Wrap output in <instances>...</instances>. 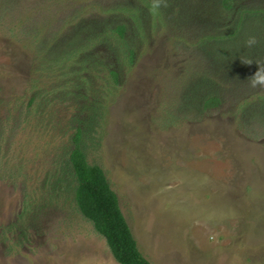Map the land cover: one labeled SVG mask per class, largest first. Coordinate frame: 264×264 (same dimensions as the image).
I'll list each match as a JSON object with an SVG mask.
<instances>
[{"label": "rangeland", "instance_id": "rangeland-1", "mask_svg": "<svg viewBox=\"0 0 264 264\" xmlns=\"http://www.w3.org/2000/svg\"><path fill=\"white\" fill-rule=\"evenodd\" d=\"M260 68L264 0H0V264H118L78 131L151 264H264Z\"/></svg>", "mask_w": 264, "mask_h": 264}, {"label": "trees", "instance_id": "trees-1", "mask_svg": "<svg viewBox=\"0 0 264 264\" xmlns=\"http://www.w3.org/2000/svg\"><path fill=\"white\" fill-rule=\"evenodd\" d=\"M123 40L124 30L115 31ZM82 133L73 137L74 148L64 164L72 182L74 201L82 216L92 223L118 264H151L139 251L135 237L103 170L90 164L82 148Z\"/></svg>", "mask_w": 264, "mask_h": 264}, {"label": "clouds", "instance_id": "clouds-1", "mask_svg": "<svg viewBox=\"0 0 264 264\" xmlns=\"http://www.w3.org/2000/svg\"><path fill=\"white\" fill-rule=\"evenodd\" d=\"M249 43H254V41H250ZM247 63L251 64L252 62L248 61ZM261 71L262 69L260 68L259 71L256 72L255 76L251 78L253 80V86H255L257 82H264V75H260Z\"/></svg>", "mask_w": 264, "mask_h": 264}]
</instances>
